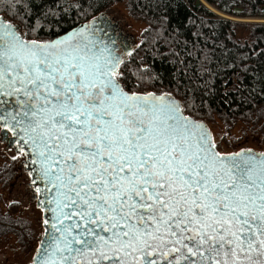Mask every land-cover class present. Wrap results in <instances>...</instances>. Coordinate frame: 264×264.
<instances>
[{"label":"snow or ice","instance_id":"1","mask_svg":"<svg viewBox=\"0 0 264 264\" xmlns=\"http://www.w3.org/2000/svg\"><path fill=\"white\" fill-rule=\"evenodd\" d=\"M27 36L0 17V135L44 213L27 264H264V151H221L169 95L126 90L95 18Z\"/></svg>","mask_w":264,"mask_h":264},{"label":"trees","instance_id":"2","mask_svg":"<svg viewBox=\"0 0 264 264\" xmlns=\"http://www.w3.org/2000/svg\"><path fill=\"white\" fill-rule=\"evenodd\" d=\"M119 1L147 25L119 67L126 90L170 94L197 121L264 126V22L247 24L249 39L241 41L234 38L239 23L209 8L232 15L241 7L242 15L264 18V0H0V17L20 22L29 39H54ZM49 10L56 19L45 21Z\"/></svg>","mask_w":264,"mask_h":264},{"label":"rangeland","instance_id":"3","mask_svg":"<svg viewBox=\"0 0 264 264\" xmlns=\"http://www.w3.org/2000/svg\"><path fill=\"white\" fill-rule=\"evenodd\" d=\"M200 2L207 4L204 0ZM209 8L221 17L239 23L235 27L234 38L241 41L249 39L247 24L251 26L264 22V18H251L240 13L228 15ZM102 15L120 28L133 49L140 44L147 25L131 14L127 1L113 3ZM21 30L26 32L22 25ZM201 122L208 126L221 151L232 152L241 148L264 151L263 123H227L219 119ZM24 160L25 156L18 155L16 150L7 148L0 141V264H27L43 229L42 211L36 207L32 188L28 186V170ZM13 204L19 206L17 214L12 212Z\"/></svg>","mask_w":264,"mask_h":264},{"label":"flooded vegetation","instance_id":"4","mask_svg":"<svg viewBox=\"0 0 264 264\" xmlns=\"http://www.w3.org/2000/svg\"><path fill=\"white\" fill-rule=\"evenodd\" d=\"M111 23L112 22L107 17H105V19H102V20L96 22L95 24H96V26L103 28L105 32L109 33V35L111 33L112 34L115 33L119 37L116 40L115 47L112 49V51L115 50L117 54H121V58H122L121 59V63H122V61L124 60V57L132 52L133 47H132L131 44L128 43L127 39L124 38L125 37L124 33L120 30V28L117 27L116 24L112 23L113 24V30L112 31H109L108 29H106L105 24L111 25ZM113 54L116 55L114 52H113ZM119 67H120V65H119ZM0 141H1L2 144L6 145L7 148L14 149V150H16V152H18V147H17L18 141L21 144L23 143L20 137H13L11 135V133L8 134V139H5L2 135H0ZM253 151H255V150H253ZM255 152H258V151H255ZM24 156L25 155H23V157ZM27 160H28V157L25 156V160H24L25 164H26ZM31 190H32V192L34 191L33 189H31ZM40 210L42 211V217H43L44 216L43 210L42 209H40ZM36 242H37V240H36ZM36 245H37V243H36ZM36 245L34 246V248L36 247ZM32 254H33V251H32Z\"/></svg>","mask_w":264,"mask_h":264},{"label":"water","instance_id":"5","mask_svg":"<svg viewBox=\"0 0 264 264\" xmlns=\"http://www.w3.org/2000/svg\"><path fill=\"white\" fill-rule=\"evenodd\" d=\"M200 2V0L198 1V3ZM263 11H264V8H263ZM234 12L235 13H242L243 12V9L241 8V7H235L234 8ZM102 19H105V16H103V15H100L98 18H96L95 19V23L96 22H98V21H100V20H102ZM92 23H93V20L91 21V22H89V23H87V24H84V25H92ZM82 26V25H81ZM105 26H106V29H108L109 31H112L113 30V24L111 23V25H108V24H105ZM112 34V33H111ZM110 34V35H111ZM63 35V34H62ZM62 35H60V36H62ZM55 39V38H54ZM119 58H120V60L122 59L121 58V54H117L116 53V51L114 50L113 51ZM157 95H160V94H157ZM168 95V94H167ZM171 98H173L171 95H169ZM174 100H176L178 103H179V101L177 100V99H175V98H173ZM180 104V103H179ZM180 107H181V110H182V106H181V104H180ZM183 111V110H182ZM183 114L185 115V116H187L185 113H184V111H183ZM191 118V117H190ZM191 119H193V118H191ZM193 120H195V119H193ZM195 121H197V120H195ZM198 122H201V121H198ZM201 123H203L204 125H205V127L206 128H208V126L204 123V122H201ZM209 129V128H208ZM211 132V131H210Z\"/></svg>","mask_w":264,"mask_h":264}]
</instances>
